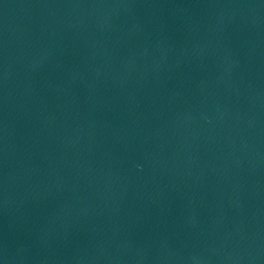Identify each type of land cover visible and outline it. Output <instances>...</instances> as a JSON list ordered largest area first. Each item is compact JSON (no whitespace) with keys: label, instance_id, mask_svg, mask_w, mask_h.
Instances as JSON below:
<instances>
[{"label":"water","instance_id":"95a60500","mask_svg":"<svg viewBox=\"0 0 264 264\" xmlns=\"http://www.w3.org/2000/svg\"><path fill=\"white\" fill-rule=\"evenodd\" d=\"M0 132L126 264H264V0H0Z\"/></svg>","mask_w":264,"mask_h":264}]
</instances>
